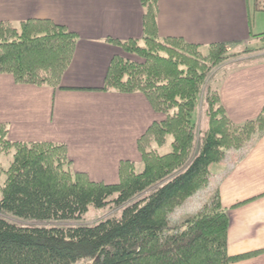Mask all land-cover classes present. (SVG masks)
<instances>
[{"label": "trees", "instance_id": "trees-1", "mask_svg": "<svg viewBox=\"0 0 264 264\" xmlns=\"http://www.w3.org/2000/svg\"><path fill=\"white\" fill-rule=\"evenodd\" d=\"M140 1L145 38L116 42L125 55L112 59L103 90L144 94L165 115L138 140L143 172L125 160L118 184L94 182L71 169L65 144L11 142L7 125L0 124V157L13 153L10 167L0 168V179L6 175L0 183V264H75L88 258L92 264H231L252 255H229V215L217 193L181 226L170 228L169 220L209 186L212 165L264 136V110L236 124L208 81L234 57L229 47L215 43L205 55L182 38L160 39L157 0ZM254 38L264 51V34ZM77 42V34L49 20L19 27L0 23V74L21 85L57 88ZM200 114L207 119L204 128ZM168 136L173 150L159 155L153 145H165ZM112 204L123 207L121 216L93 226L72 224L91 207Z\"/></svg>", "mask_w": 264, "mask_h": 264}, {"label": "crops", "instance_id": "crops-1", "mask_svg": "<svg viewBox=\"0 0 264 264\" xmlns=\"http://www.w3.org/2000/svg\"><path fill=\"white\" fill-rule=\"evenodd\" d=\"M145 12L140 0H0V23L49 20L78 37L57 88L21 85L0 74V124L7 125L8 139L65 144L72 170L96 182L117 183L122 161L142 162L138 140L165 115L144 94L103 89L112 59L125 55L116 42L145 38ZM157 25L160 39L182 38L201 49L259 45L254 36L264 34V0H157ZM220 90L236 124L256 119L264 110V53L228 72ZM210 170L205 194L207 202L219 194L229 215L228 253L252 254L231 264H264V136Z\"/></svg>", "mask_w": 264, "mask_h": 264}, {"label": "rangeland", "instance_id": "rangeland-1", "mask_svg": "<svg viewBox=\"0 0 264 264\" xmlns=\"http://www.w3.org/2000/svg\"><path fill=\"white\" fill-rule=\"evenodd\" d=\"M258 41H260V40H258ZM262 47H263L262 44L259 43V45L258 44H250V45H247V46H245L243 48H239V49H228V54L234 55V57L212 71V73L209 77V80H208L210 83V86L212 87L213 84L215 83V81H217L219 84L214 86L213 89L218 90L219 93H221L220 85H221V83H223V80L226 79L228 72L233 71V70H238L242 66V64L247 65V63H252L256 59V57H259L260 54L264 53V51L261 50ZM248 50L253 51V52L247 53ZM202 52L206 55L208 53V50L202 49ZM135 60L140 61V62L143 61L140 58H135ZM227 66H230V67L225 68V71L222 72V68L227 67ZM225 73H227V74H225ZM251 82L252 83H251L250 90L253 89V80ZM202 117H203V119H202L203 123L202 124H203V128H204L205 126H207V119H206L204 114ZM199 123L201 125V120L199 121ZM252 142H253V140L250 143H252ZM172 143H173L172 136H168L167 142L165 143V145H163V146L153 145V150H156L159 155L169 154L173 150L172 149ZM244 148H242V149H244ZM242 149H240V150H242ZM232 151H239V150H232ZM12 160H13V153H11L10 155H7V156L6 155L1 156L0 157V168L7 170L10 167ZM136 169H137L138 173L143 172V170H144L143 163L136 161ZM77 173H79V172H77ZM90 179L92 180V178H90ZM119 180H120V176H119ZM119 180L117 183H105V182H102V183L118 184ZM5 181H6V175L3 174V176L0 179L1 185H3L5 183ZM92 181H94V179ZM94 182H96V181H94ZM206 191L207 190H203L201 192H198L194 197L190 198L183 205L179 206L178 208H176L174 210V212L171 214L170 220H169L170 228H176V227L181 226L187 219L196 215L201 210V208L205 204H207L208 199L206 198L207 197L205 194ZM122 211H123V207H116L115 208L113 204L108 206L106 209H96L94 207H91L89 209V211L87 212V214L84 215L82 220H80L77 223L73 222L72 224L93 226V225L97 224L98 222L105 220L106 218L121 216ZM92 262H93V259L88 258V259L80 260L75 264H92Z\"/></svg>", "mask_w": 264, "mask_h": 264}]
</instances>
